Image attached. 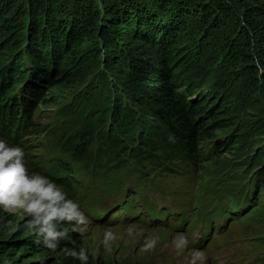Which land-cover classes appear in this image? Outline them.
<instances>
[{
    "label": "trees",
    "instance_id": "obj_1",
    "mask_svg": "<svg viewBox=\"0 0 264 264\" xmlns=\"http://www.w3.org/2000/svg\"><path fill=\"white\" fill-rule=\"evenodd\" d=\"M98 65L117 76L101 91L97 79L107 74ZM84 85L87 101L79 100ZM70 94L77 120L51 158L36 160L29 151L42 132L39 105ZM263 109L264 0H0V138L23 148L30 172L61 185L94 218L114 200L118 212L107 223L127 215L184 223L152 203L159 180L190 175L234 147L251 151L264 138V120L253 116ZM260 150L245 165L256 185L264 184ZM130 179L142 194L126 200ZM213 212L193 228L227 213ZM26 223L0 210V257L80 264L63 251L80 250L72 225H62L71 241L52 252Z\"/></svg>",
    "mask_w": 264,
    "mask_h": 264
},
{
    "label": "rangeland",
    "instance_id": "obj_2",
    "mask_svg": "<svg viewBox=\"0 0 264 264\" xmlns=\"http://www.w3.org/2000/svg\"><path fill=\"white\" fill-rule=\"evenodd\" d=\"M96 68L97 74H107V78L97 79L102 83L99 85L101 91L117 76L99 65ZM88 78L89 84L93 77ZM88 91L86 85L80 88L79 100L87 101L84 94ZM50 92L45 93L49 95ZM56 94L57 91L53 95ZM69 96L68 100L61 99L55 104L49 97V104L39 105L37 120L42 132L34 136L36 143L32 142L33 149L29 151L36 160L40 156L51 158V148L77 120L72 100H69L75 97ZM76 103L75 99L73 106ZM253 116L264 120V109ZM229 134L225 131L222 138ZM41 145L45 146L40 148ZM208 146L206 143L202 148L206 150ZM251 146L249 152L240 154L234 147L222 151V155L219 153L218 158L213 159L215 155L207 157L197 171L190 169V175L178 174L176 179L159 180L160 193L151 195L152 203L163 211L172 212L175 208L174 215L178 218L183 215L184 223H175L168 216L141 222L130 215L123 217V223L119 219L107 223L105 220L118 212V205L110 204L107 210L98 214V219L81 208L87 224L83 234L78 232L80 248L87 250L90 264H264V206L260 207L264 202V184L256 185L252 166H245L251 161L250 155L258 150L262 152L264 138L255 140ZM220 157L222 159L218 160ZM130 187L134 189V180L126 184L124 194L127 198L137 192L135 189L129 192ZM255 197L258 200L253 203ZM218 209L228 213L221 225L211 214L205 223L200 220L193 228L196 219L205 218ZM7 212L17 221L28 220L21 210ZM218 228L219 235L216 233ZM106 232L112 234L107 246L104 244Z\"/></svg>",
    "mask_w": 264,
    "mask_h": 264
},
{
    "label": "clouds",
    "instance_id": "obj_3",
    "mask_svg": "<svg viewBox=\"0 0 264 264\" xmlns=\"http://www.w3.org/2000/svg\"><path fill=\"white\" fill-rule=\"evenodd\" d=\"M0 210H21L26 214L29 219L25 228L38 237L36 243H43L52 252H56L61 241H71L62 225L70 224L73 231L81 234L86 230L87 217L80 205L49 177L30 172L24 149L10 146L3 138H0ZM111 235L105 233V246ZM63 251L80 264H88L89 255L84 248ZM0 264H11V260L0 257Z\"/></svg>",
    "mask_w": 264,
    "mask_h": 264
},
{
    "label": "bare ground",
    "instance_id": "obj_4",
    "mask_svg": "<svg viewBox=\"0 0 264 264\" xmlns=\"http://www.w3.org/2000/svg\"><path fill=\"white\" fill-rule=\"evenodd\" d=\"M219 230H220V229H217L216 233H218Z\"/></svg>",
    "mask_w": 264,
    "mask_h": 264
}]
</instances>
